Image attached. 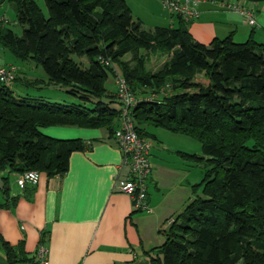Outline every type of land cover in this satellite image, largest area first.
<instances>
[{
	"label": "trees",
	"instance_id": "obj_1",
	"mask_svg": "<svg viewBox=\"0 0 264 264\" xmlns=\"http://www.w3.org/2000/svg\"><path fill=\"white\" fill-rule=\"evenodd\" d=\"M7 1L22 34L0 21V46L79 101L16 96L0 82V195L7 175H63L70 154L89 148L43 128H103L113 138L120 105L106 81L114 68L98 59L109 57L136 96L157 95L133 108L136 132L148 138L147 127H161L195 139L202 152L181 153L201 164L202 178L181 221L148 252L151 264H264V44L252 36L238 43L231 34L201 43L179 14L175 26L146 30L125 0H43L47 14L35 0ZM148 53L167 58L150 70ZM15 201L0 199V207ZM3 246L11 264L34 263L21 244Z\"/></svg>",
	"mask_w": 264,
	"mask_h": 264
},
{
	"label": "crops",
	"instance_id": "obj_2",
	"mask_svg": "<svg viewBox=\"0 0 264 264\" xmlns=\"http://www.w3.org/2000/svg\"><path fill=\"white\" fill-rule=\"evenodd\" d=\"M125 1L143 29L176 25L173 13L161 0ZM225 1H243L254 22L249 23L247 16L239 12L220 7L218 0H199L198 16L187 20L193 38L207 44L213 38L231 34L237 42L252 36L264 44V0ZM17 60L1 64L16 67L14 82L26 85L29 80L51 86L45 75L37 73V67L33 72L32 67L20 65ZM151 128L146 131L158 145L145 137L151 144L152 163L147 181V211L136 210L131 198L115 188L118 179L126 178L129 167L105 129L50 126L42 130L54 138L81 139L89 148L70 154L68 170L63 175L50 177L40 172L35 185H27L24 190L18 187L17 191L8 180L7 192L0 199L13 196L16 201L10 208L0 207V264H11L4 243L15 251L21 244L30 257L42 238L48 249V264H151L148 252L165 241L173 223L181 221L187 205L195 198L191 187L202 178L201 171L199 176L195 173L201 164L181 155H200L196 145H179L177 141L185 143V139L178 133L166 129L154 132ZM9 175L16 183V174Z\"/></svg>",
	"mask_w": 264,
	"mask_h": 264
},
{
	"label": "built area",
	"instance_id": "obj_3",
	"mask_svg": "<svg viewBox=\"0 0 264 264\" xmlns=\"http://www.w3.org/2000/svg\"><path fill=\"white\" fill-rule=\"evenodd\" d=\"M199 0H161L162 5L171 13L179 14L188 20L198 16L197 4ZM214 2V1H213ZM243 1L234 3L218 1L220 7L231 9L247 16L249 23H253L252 12L246 9ZM216 3V2H214ZM0 21H3L0 19ZM105 66L114 68L113 77L116 85V97L119 102L118 125L115 128L113 139L118 146L123 163L129 167L128 174L124 179H118L115 188L127 194L136 210L147 211V181L152 171V163L149 160L150 142L140 136L135 130L132 110L141 99L157 98V95L147 97L136 96L130 89L125 78L113 65L109 57H98ZM16 67L0 64V82L11 85L15 80ZM40 178V172L36 170L26 171L16 175V184L23 190L27 185H35ZM48 249L44 243H39L33 253V264H48Z\"/></svg>",
	"mask_w": 264,
	"mask_h": 264
},
{
	"label": "rangeland",
	"instance_id": "obj_4",
	"mask_svg": "<svg viewBox=\"0 0 264 264\" xmlns=\"http://www.w3.org/2000/svg\"><path fill=\"white\" fill-rule=\"evenodd\" d=\"M37 3L39 4V6L41 7V9L43 10V12L45 14H47V10L46 7L43 3V0H36ZM14 10L11 6V4L7 1V0H0V19L3 20V22L6 24L7 27L11 28L12 30H14L18 35L22 34V27L17 24L14 21ZM237 42V41H235ZM244 42V41H242ZM241 43V42H238ZM143 51V50H142ZM145 51H143L144 53ZM73 59L75 60H79L82 62L83 65L86 64V59L84 57H75L72 56ZM129 58L128 55L125 56V59ZM167 58L166 55H159V54H154V53H148L147 55V67L150 70H156L158 69L163 62L165 61V59ZM15 60H17L8 50L4 49L2 46H0V64H4V63H10V62H14ZM20 65H24L26 67H32V71L35 72V67H37L39 70L37 71V73L39 72L41 75L43 74L42 69L40 66H37L34 62L32 61H20L17 60ZM37 73H34L33 76L38 77L39 75ZM36 74V75H35ZM44 75V74H43ZM108 79L106 81V87L108 88V90H115L116 89V85L114 83V77L112 75V73L109 72L108 74ZM39 78V77H38ZM13 93L16 96H25V97H31V98H39V99H44L46 101H56V102H78L79 98L75 95L66 93L65 87L63 86H58V85H44L42 83L40 84H32V83H28L26 85H24L21 82H13L11 85H8ZM43 128L42 130L44 131ZM164 128L161 127H153L151 128L152 131L157 132L158 130H163ZM45 134L49 135L48 133L45 132ZM180 137H183V139H185V143L183 142V140H179L177 141L180 142L179 145H196V152L197 154H202L200 151V144L193 138L183 135V134H179ZM52 136V135H49ZM58 138V137H57ZM148 138L150 139V141L154 142L156 139L155 137L148 135ZM63 139V138H61ZM64 139H73V138H64ZM148 139V140H149ZM171 144V143H170ZM154 145H158L157 142H154ZM201 171V176H202V167L198 166L196 168V174L197 176H199V172ZM8 176V180H9V185L13 190H18V186L15 183V179L14 177L7 175ZM2 172H0V189L3 186V181H2ZM198 178V177H197ZM201 178V177H200Z\"/></svg>",
	"mask_w": 264,
	"mask_h": 264
}]
</instances>
